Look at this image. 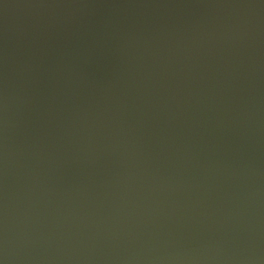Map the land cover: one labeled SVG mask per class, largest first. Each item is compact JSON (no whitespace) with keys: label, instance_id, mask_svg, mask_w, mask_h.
Masks as SVG:
<instances>
[{"label":"water","instance_id":"water-1","mask_svg":"<svg viewBox=\"0 0 264 264\" xmlns=\"http://www.w3.org/2000/svg\"><path fill=\"white\" fill-rule=\"evenodd\" d=\"M0 264H264V0H0Z\"/></svg>","mask_w":264,"mask_h":264}]
</instances>
